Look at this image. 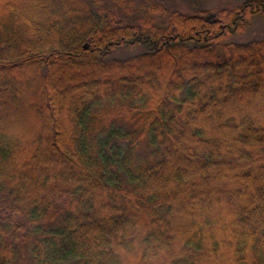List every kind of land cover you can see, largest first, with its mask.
Wrapping results in <instances>:
<instances>
[{
	"label": "trees",
	"instance_id": "1",
	"mask_svg": "<svg viewBox=\"0 0 264 264\" xmlns=\"http://www.w3.org/2000/svg\"><path fill=\"white\" fill-rule=\"evenodd\" d=\"M48 1L0 9V264H264V0Z\"/></svg>",
	"mask_w": 264,
	"mask_h": 264
},
{
	"label": "rangeland",
	"instance_id": "2",
	"mask_svg": "<svg viewBox=\"0 0 264 264\" xmlns=\"http://www.w3.org/2000/svg\"><path fill=\"white\" fill-rule=\"evenodd\" d=\"M8 1L12 0H0V9L4 10L2 7L5 5L7 8L6 14L3 15L2 19L6 24L14 23L18 25L19 17H33L35 15L34 8L39 2V0H23L29 1L25 5L23 3H19L16 5L17 7L23 9L19 10L20 12H10L8 10L12 4ZM38 1V2H37ZM50 1V0H49ZM48 1V2H49ZM137 7L134 6V19L139 17L142 12L145 11V6L150 1H156L164 5L169 11H178L180 15L184 18H192V19H207L210 15H215L217 18L218 13H222L223 11H232L235 8H238L241 5H244V0H133ZM7 2V3H6ZM14 2H21V0H14ZM106 5L110 6L112 9L115 8L117 12L123 9V7L119 6V3L116 0H106ZM14 5V4H13ZM25 7V8H24ZM142 7L144 9H142ZM132 10V8H131ZM127 13H131V11H126ZM122 15H127L124 11H122ZM16 21V22H14ZM208 21V20H207ZM211 21V20H209ZM264 40V18L256 17L253 23L249 26V28L240 31L239 34L233 35L227 39L228 43H238V44H249L253 43L254 41H262ZM148 51L147 48L138 47V48H130V47H122L120 48L112 58L119 59V60H126L129 58H134L136 56H140L143 53ZM152 65V64H151ZM141 70L147 65L141 64ZM169 65L165 64L163 66L162 71L169 73ZM146 68V67H145Z\"/></svg>",
	"mask_w": 264,
	"mask_h": 264
},
{
	"label": "water",
	"instance_id": "3",
	"mask_svg": "<svg viewBox=\"0 0 264 264\" xmlns=\"http://www.w3.org/2000/svg\"><path fill=\"white\" fill-rule=\"evenodd\" d=\"M215 17H216L215 15H210V16L207 18V20H213ZM84 48H85V50L89 49V44H86Z\"/></svg>",
	"mask_w": 264,
	"mask_h": 264
},
{
	"label": "bare ground",
	"instance_id": "4",
	"mask_svg": "<svg viewBox=\"0 0 264 264\" xmlns=\"http://www.w3.org/2000/svg\"><path fill=\"white\" fill-rule=\"evenodd\" d=\"M19 3L26 4V3H29V1H26V2L24 1V2H23V0H21V2H18L17 5H18ZM15 6H16V5H15Z\"/></svg>",
	"mask_w": 264,
	"mask_h": 264
}]
</instances>
